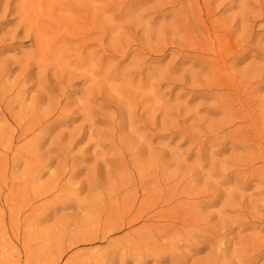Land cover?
<instances>
[{
    "label": "rangeland",
    "instance_id": "1",
    "mask_svg": "<svg viewBox=\"0 0 264 264\" xmlns=\"http://www.w3.org/2000/svg\"><path fill=\"white\" fill-rule=\"evenodd\" d=\"M1 1L0 94L9 104L0 101V264H264V0H199L232 30L227 87L213 69L222 43L201 29L190 41L178 19L180 9L193 14L192 0L94 2L118 17L102 20L107 64L99 23L89 44L80 41L96 51L89 82L63 78L55 59L22 74L37 47L19 25L18 1L4 17ZM128 44L138 63L124 58ZM243 101L255 127L232 113ZM151 196L154 213L137 220Z\"/></svg>",
    "mask_w": 264,
    "mask_h": 264
},
{
    "label": "bare ground",
    "instance_id": "2",
    "mask_svg": "<svg viewBox=\"0 0 264 264\" xmlns=\"http://www.w3.org/2000/svg\"><path fill=\"white\" fill-rule=\"evenodd\" d=\"M18 1V18H19V25H23L25 27L24 33L27 34L29 37L34 39L35 45L37 47V51L31 56V59L29 58L27 63L24 65V71L25 73L29 69L32 68H39L41 71H43V67L41 65L42 62H47V60H57L59 63L55 64V66L58 68L59 74L65 79L68 78L71 74L76 73L78 79H84V81L89 82V77L86 78V73L91 75H97L95 71H93V63L96 62V51L92 50L93 43L89 46L86 44H80V41L85 40L84 42L89 44L91 42V36H93L95 31L98 29L97 25L98 23L101 25V31L102 37L100 39L101 42V48L106 54V57H102L100 62L103 64H107L109 61V58L111 57L110 50L106 47V41L108 37V31L106 23H102V20L104 19H110L114 20L118 16L116 13H114L111 10L103 9V8H95L93 7L94 2H98L100 0H82L86 2V5L79 4L78 0H17ZM184 0H173V2H170L174 7V4H180ZM195 4V10L192 12L193 14H188L186 9H180L178 10V19L180 22L183 23V26L186 31V37L190 41H194V39H197L199 36L196 34L197 30H205L208 34H213L214 39L218 42H221L222 44L216 46L214 48L216 50V53L218 54V61L220 59H223L222 63L214 62L216 65L213 67L215 70V74H220L222 76H219L218 81L223 85H232L235 82V79L230 76V74H226L225 72V66L228 63L226 59H224V56L228 58L230 55H235L234 51H232V47L230 45V41H228L230 37V33L232 30H228V27H226V23L221 20H215L210 21L208 19V16L211 15L209 12H203L202 8L200 7L199 0H192ZM0 2H2L0 0ZM142 3H140L141 5ZM9 7L11 8L10 0H5L4 3V10H3V17L6 16L8 11H10ZM132 12H135V7H132ZM114 13V14H113ZM123 14V13H122ZM91 16H94L91 18ZM111 16V17H109ZM140 17V16H139ZM145 17H150V15H146ZM192 17L196 19L199 22V26L194 27L191 22L184 23V21H189ZM18 25V26H19ZM103 25V26H102ZM17 29L10 33L11 36L15 37L16 35L20 34L21 31ZM197 35V36H194ZM89 40H86V39ZM109 46H112V43H108ZM193 46H195L193 44ZM200 46H202L200 44ZM209 47L208 45H206ZM120 47H122L120 45ZM112 48V47H110ZM127 51L124 53V58L129 57L132 61L139 62V55L141 52H134L132 51V54L130 55V52L132 50V47L128 44L127 45ZM31 55V54H30ZM29 55V56H30ZM121 60L123 58L121 57ZM34 61V62H33ZM4 62V61H3ZM8 62H4V66H7ZM54 64V63H50ZM140 67H137L138 69ZM45 72V71H43ZM0 74H3V69L0 71ZM147 83H150V80L147 79ZM142 82H140V87L143 88ZM46 82L42 81L40 82L39 88L44 89ZM234 87V86H231ZM231 97V96H230ZM122 98L125 99V101H131V96L128 94H122ZM0 101L2 105L6 104V107L8 106L9 102L1 99L0 94ZM242 108L240 112H232L236 118H238L239 114H243L242 117H239L238 120L242 123L249 122V124L252 127H255L257 124V121L250 116L249 109L250 105L246 107L245 101L242 102ZM65 109V108H64ZM91 137L92 132H91ZM247 135L244 134L242 137H246ZM4 148L10 152L13 151L12 147H9L7 145H4ZM98 150L100 153L102 152V149L99 147ZM117 152V151H116ZM13 155H17V153H14ZM122 156V154H120ZM123 161L125 160V157L122 158ZM18 163V159L15 158L13 160V167L16 166ZM124 168V163L121 162ZM4 166L8 165V162H3ZM110 163L106 162V165H103L104 168H108V165ZM121 170V169H120ZM142 190L144 191V188L142 187ZM159 191V188H158ZM160 200L156 196H151L147 200H142L141 204L137 208V214L138 218L137 220H143L144 215L148 213H154V207L158 205ZM170 200H168L166 203L169 204ZM137 203L135 201H131L128 205V208L130 209V212L134 208H136ZM188 211V209H187ZM191 211V209H190ZM134 212V211H133ZM181 216H185V212ZM180 215L179 212H173L168 213V216H160V215H154L150 220L154 221H162L166 220V218L175 219ZM192 222L195 220L192 219ZM154 228V227H152ZM173 229V227H170ZM150 234H153V231H150ZM256 260H259V256L256 257Z\"/></svg>",
    "mask_w": 264,
    "mask_h": 264
}]
</instances>
